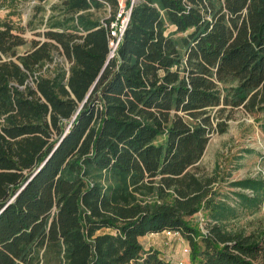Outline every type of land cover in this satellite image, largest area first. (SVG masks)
<instances>
[{
  "label": "trees",
  "instance_id": "trees-1",
  "mask_svg": "<svg viewBox=\"0 0 264 264\" xmlns=\"http://www.w3.org/2000/svg\"><path fill=\"white\" fill-rule=\"evenodd\" d=\"M33 1L42 39L0 18V264H171L139 241L165 230L191 264H264V236L227 225L264 176L227 183L232 205L196 171L235 110L264 132V0H124L112 57L118 0Z\"/></svg>",
  "mask_w": 264,
  "mask_h": 264
},
{
  "label": "rangeland",
  "instance_id": "rangeland-1",
  "mask_svg": "<svg viewBox=\"0 0 264 264\" xmlns=\"http://www.w3.org/2000/svg\"><path fill=\"white\" fill-rule=\"evenodd\" d=\"M62 0H45L43 2L44 17L50 13V7L60 4ZM33 0H20L17 4L0 3V18H7L24 27L22 34L26 39L41 37L34 36L35 31H42L44 25L41 23L40 15L34 16ZM94 17L105 20L111 17L113 9L108 3L104 6L92 10ZM32 20L36 25L35 29L27 26L28 21ZM18 51L23 52V48ZM261 115H251L243 110H235L232 117L228 120L225 132L210 134L205 151L197 163L196 171L200 173H218L222 191L226 193V199L232 205L237 201L231 191L238 190L237 187H228L226 184L246 177H254L258 174L264 176V132L260 128V121L257 120ZM247 191V190H246ZM249 192V191H247ZM237 217L227 223L230 228H242L247 232L259 231L264 236V205L257 210L238 206ZM190 223L204 230V212H198L190 218ZM142 246L151 244L156 247L161 256L171 264H191L189 253L184 252V247H188L187 241L181 236H166L164 233L148 235L142 238Z\"/></svg>",
  "mask_w": 264,
  "mask_h": 264
},
{
  "label": "built area",
  "instance_id": "built-area-1",
  "mask_svg": "<svg viewBox=\"0 0 264 264\" xmlns=\"http://www.w3.org/2000/svg\"><path fill=\"white\" fill-rule=\"evenodd\" d=\"M123 1L124 0H118L119 5H120V10L117 13L116 20L112 21L109 24V32H110V35L113 37L109 42V47H110L109 56L110 57H112L116 51V48L123 35L124 29L126 27V24L129 18L130 9H124ZM104 25L106 26V24ZM162 233H164V235L169 236V237L180 235L176 231L173 232V231H168V230H165ZM184 252L189 253V249L187 246L184 247Z\"/></svg>",
  "mask_w": 264,
  "mask_h": 264
},
{
  "label": "crops",
  "instance_id": "crops-1",
  "mask_svg": "<svg viewBox=\"0 0 264 264\" xmlns=\"http://www.w3.org/2000/svg\"><path fill=\"white\" fill-rule=\"evenodd\" d=\"M162 233V232H161ZM161 233H149V234H145V235H143V236H141L140 238H139V241H140V243L142 244V238H145V237H147L148 235H155V234H161ZM145 249H148V248H154V249H157L156 247H154V246H152L151 244H148L147 246H143ZM158 250V249H157ZM159 251V250H158ZM160 252V251H159ZM163 256V255H162Z\"/></svg>",
  "mask_w": 264,
  "mask_h": 264
}]
</instances>
